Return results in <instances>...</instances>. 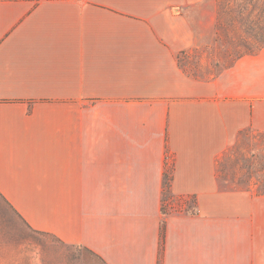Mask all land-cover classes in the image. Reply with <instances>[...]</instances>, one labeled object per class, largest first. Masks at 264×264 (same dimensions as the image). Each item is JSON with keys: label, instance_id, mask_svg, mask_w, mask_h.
Segmentation results:
<instances>
[{"label": "crops", "instance_id": "1", "mask_svg": "<svg viewBox=\"0 0 264 264\" xmlns=\"http://www.w3.org/2000/svg\"><path fill=\"white\" fill-rule=\"evenodd\" d=\"M202 3L0 0V195L25 226L104 264H158L165 222L163 264H264V194L218 171L264 133V47L189 77ZM172 159L194 214L161 209Z\"/></svg>", "mask_w": 264, "mask_h": 264}, {"label": "rangeland", "instance_id": "2", "mask_svg": "<svg viewBox=\"0 0 264 264\" xmlns=\"http://www.w3.org/2000/svg\"><path fill=\"white\" fill-rule=\"evenodd\" d=\"M256 1L264 7V0ZM227 2L203 0L200 6L189 9L191 26L199 38L197 46L179 54V64L189 77L208 79L245 53L237 47L229 23L237 18L247 19V0L234 2L235 13L230 12ZM255 14L251 17L255 18ZM257 18L264 20V13H259ZM251 45L257 46L254 42ZM218 171L222 189L246 188L257 195L264 194V133L244 131L219 157ZM167 195L171 204L167 207L172 213H179L178 209L188 205V211L195 210L190 196ZM0 264L104 263L84 246L64 244L50 234L29 229L0 195Z\"/></svg>", "mask_w": 264, "mask_h": 264}, {"label": "trees", "instance_id": "3", "mask_svg": "<svg viewBox=\"0 0 264 264\" xmlns=\"http://www.w3.org/2000/svg\"><path fill=\"white\" fill-rule=\"evenodd\" d=\"M219 1L227 2V0H219ZM235 1L236 0H228V2L226 3L229 6L228 8L230 12L233 13L237 11L236 6H234ZM247 4L248 7L245 8V10H247L245 13L246 16H248L247 19L243 20L241 18L242 20H240L237 18L229 23L230 25L229 29H231L232 32L236 35L235 41L237 47L245 50V53L238 56L237 58L244 56L245 54H255L264 47V20H262L261 18H257V15L259 13H264V7L259 6L256 0H247ZM254 13H256L254 15L256 17L252 18L251 16ZM252 42H254L257 46L253 47L251 45ZM174 169H175L174 160L172 159L171 163L166 161L165 171H164L162 207H161L164 214L172 213L167 207L170 204V201L167 198L168 197L167 193L175 195L172 191V180H173ZM188 196H190L193 199L195 203V210L188 211L189 208L188 206H190L188 205L187 208L183 206L182 209H178L181 210L179 211V213L187 212L194 214L197 212L198 201L196 196L195 195H188ZM164 243H165V222H163L161 226L160 256H159L158 264H163L162 257H163Z\"/></svg>", "mask_w": 264, "mask_h": 264}]
</instances>
